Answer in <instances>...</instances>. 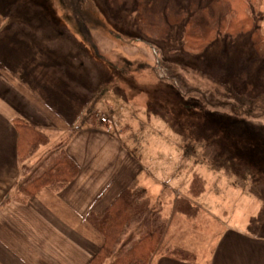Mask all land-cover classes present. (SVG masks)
<instances>
[{"label":"rangeland","instance_id":"rangeland-1","mask_svg":"<svg viewBox=\"0 0 264 264\" xmlns=\"http://www.w3.org/2000/svg\"><path fill=\"white\" fill-rule=\"evenodd\" d=\"M0 1L22 24L38 18L30 32L40 39L76 48V113L80 104L85 114L96 110L92 124L119 138L129 187H165L153 206L173 218L163 242L170 235L204 263L216 233L230 225L264 237V0L197 52L208 41L191 37L187 23L202 27L211 0ZM53 145L32 156L30 169L47 163ZM179 197L197 207L193 218L174 211Z\"/></svg>","mask_w":264,"mask_h":264},{"label":"crops","instance_id":"crops-1","mask_svg":"<svg viewBox=\"0 0 264 264\" xmlns=\"http://www.w3.org/2000/svg\"><path fill=\"white\" fill-rule=\"evenodd\" d=\"M5 5L0 7V264H88L101 236L88 224L86 214L103 210L129 187L121 178L128 158L119 138L106 127L88 123L78 127L86 106L80 104L81 111L76 113L77 95L83 91L78 86L76 48L72 53L68 47L58 48L67 42L56 45L40 39L38 32H30V24L38 18L28 14L31 18L22 24V18H15L12 8ZM259 20L264 38V9ZM15 118L46 131L49 144L62 143L77 162L78 175L63 189H41L30 197L17 192L20 169ZM155 186L151 191L143 187L156 207L165 187ZM172 220L167 230L173 227ZM169 237L164 240L166 245L191 249ZM212 246L204 263L199 256L183 261L155 253L150 264H264V237L236 226L216 233Z\"/></svg>","mask_w":264,"mask_h":264},{"label":"trees","instance_id":"trees-1","mask_svg":"<svg viewBox=\"0 0 264 264\" xmlns=\"http://www.w3.org/2000/svg\"><path fill=\"white\" fill-rule=\"evenodd\" d=\"M254 1L211 0L202 10L205 19L202 27L192 19L187 23L193 24L190 30H187L194 33L191 37L201 41L205 38L208 41L203 42L205 44L202 43L197 49L193 47L195 50L191 52H197L202 48L204 50L222 27L228 30L232 25L248 21L249 5ZM253 43L255 47L261 48L259 45L262 43ZM95 118L96 110H88L78 127L85 123L92 124ZM13 125L17 133L19 191L28 197L41 189L59 191L75 179L79 173V165L62 143H56L49 149L46 158L48 161L44 166L38 165L30 169L28 161L40 147L49 144V134L21 118H15ZM173 209L189 218H193L197 213V207L185 197L177 198ZM86 221L101 236L99 248L88 264H150L155 253L166 254L183 261L196 259L192 250L166 245L163 242L168 219L151 205L143 186L123 188L103 210L88 212Z\"/></svg>","mask_w":264,"mask_h":264},{"label":"built area","instance_id":"built-area-1","mask_svg":"<svg viewBox=\"0 0 264 264\" xmlns=\"http://www.w3.org/2000/svg\"><path fill=\"white\" fill-rule=\"evenodd\" d=\"M103 120V119H102Z\"/></svg>","mask_w":264,"mask_h":264}]
</instances>
